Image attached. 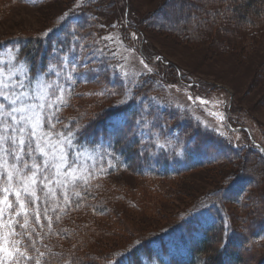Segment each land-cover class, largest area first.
<instances>
[{
  "label": "trees",
  "instance_id": "16d2710c",
  "mask_svg": "<svg viewBox=\"0 0 264 264\" xmlns=\"http://www.w3.org/2000/svg\"><path fill=\"white\" fill-rule=\"evenodd\" d=\"M6 3L38 8L53 3V0H0L2 15L5 14ZM245 5L235 8L240 22L239 31L235 33L237 40L243 38L249 27L254 26V32L264 31V0H247ZM246 8H251V15L245 13ZM39 11L49 13L53 10L46 6L39 8ZM56 11L60 10L57 8ZM65 13L68 14L66 17ZM88 13L89 10L86 9L82 12L67 10L57 16L49 15L39 26V29L43 28L42 31H33L37 33L30 36L28 34L31 31L22 27L15 30L13 25L0 30V61L7 65V71L23 73L24 68L12 59L18 57L27 69L28 76L25 78L20 75L17 78L27 85V91L35 93L45 82L58 84L61 89L68 90L65 95L70 100L58 113L60 119L56 130L67 131L71 127L76 132L74 147L70 149L71 159L77 160L79 155L78 163L93 173L91 194H85L87 201L82 208L65 213H60L57 209L41 215L37 228L41 231L44 242L54 252H61L64 257L77 260L78 264H103L106 257H112L114 264L120 259H123V264H226L225 261L231 264H248L233 246L239 245L241 251L247 253L251 251V246L264 240V215L259 218L262 201L258 195L244 199V207L250 208V216L242 218L239 224L241 226L235 227L227 207L229 202L225 203L223 200L225 197L228 201L242 202V194L230 197L229 189L240 181L249 183L252 180L244 170L234 173L231 176L233 178L229 177L224 187L180 210L176 223L150 231L142 238H134L127 248L115 249L101 256L91 251L97 246L94 243L102 236L115 237L111 229L100 225L104 217L109 219L110 214L117 213L113 204L119 199V195L103 188L105 180L121 173L147 180L179 179L204 168L233 164L231 161L236 163L244 156L240 155L243 149L225 145L212 131L202 128L194 121L183 119L189 118L184 111L161 106L152 100L153 95H159L160 89L151 80L142 78L133 87L132 98L125 104H118L126 91L127 82L107 65L106 57L100 62L81 53L84 43L82 24ZM220 17H216L215 24H220ZM130 28L135 32L140 30L136 22ZM45 32L48 33L46 36ZM194 34L201 40L207 36L202 31ZM64 57H67V61H64ZM65 63L68 67L64 66ZM105 65L108 67H103ZM52 66L54 71L50 72L49 68ZM68 75L73 79H67ZM165 79L167 85L179 81L173 75ZM5 82L7 83V76ZM95 83L104 87L95 94V102L75 107L74 103L83 94V86ZM52 91L56 89H49V92ZM95 105L104 107L98 112H92ZM45 114H48L47 110ZM142 118L149 121L150 128L142 129L137 124V121L143 123ZM154 133H159L158 142L165 143L166 149L155 146L157 136ZM259 140H264L263 132ZM219 152H222V156L215 158L214 154ZM85 153L93 160L87 161ZM255 156L264 163L258 152ZM109 162L116 166L108 167ZM57 195H60L59 190ZM72 199L79 202L76 197ZM40 203L43 205V201ZM204 203L205 207L202 208ZM57 215L61 216L60 220H56ZM160 215L155 214L158 217ZM48 216L52 217V231L48 230ZM83 218L87 222L84 223ZM225 222L231 225L227 237ZM40 224L44 228H39ZM252 229H255L253 234ZM224 239H227V243L221 247L220 242ZM118 245L120 244L116 243L114 247ZM214 245H219V249ZM87 248L88 251H85ZM259 264H264V259Z\"/></svg>",
  "mask_w": 264,
  "mask_h": 264
},
{
  "label": "rangeland",
  "instance_id": "374dc122",
  "mask_svg": "<svg viewBox=\"0 0 264 264\" xmlns=\"http://www.w3.org/2000/svg\"><path fill=\"white\" fill-rule=\"evenodd\" d=\"M246 1L85 0L83 7L76 8V0H53V3L38 8L6 3L3 15L0 9V30L13 25L15 30L22 27L31 31L29 36L37 33L33 31H42L43 28L39 29V26L49 15L57 16L67 10H89L82 24V54L100 62L106 57L107 65L123 80L121 65L129 72H136L138 81L142 78L151 80L160 89L159 95H153L155 99L152 100L161 106L184 111L189 118L183 119L212 131L225 145L243 149L240 155L244 157L236 163L231 161L233 164L204 168L179 179L147 180L121 173L105 180L103 188L119 195V199L113 204L117 213L110 214L109 219L104 217L100 225L111 229L115 237L102 236L91 251L101 256L115 249L127 248L134 238H142L150 231L176 223L180 210L224 187L229 177L233 178L231 176L241 170L252 180L249 183L240 181L229 189V193L230 197L242 194V202L228 201L223 197L225 203L229 202L227 207L233 225L241 226V219L250 212L248 206L244 207L243 200L255 195L260 196L262 201V215L259 218L264 215V163L255 156L257 152L250 142L251 135L258 143L264 133V31L254 32L252 26L243 38H235L240 24L235 8L246 6ZM46 6L53 11H39V8ZM57 8L60 11H56ZM250 11L251 8H246L245 13L251 15ZM217 15L221 16L218 25L215 24ZM134 22L139 24V32L130 28ZM197 31L207 36L201 40L194 34ZM106 36L113 39L106 40ZM141 59L153 69L152 72L144 69L139 63ZM170 75L183 80L187 86L178 80L175 84L167 85L165 78ZM125 81L128 85L129 82ZM102 87L100 83L83 86V94L74 106L94 103V96ZM209 88L214 90L205 94L204 91ZM198 91H201L199 98L209 103L201 104L195 98ZM189 95L193 100L187 98ZM228 97L232 98L231 110L227 106ZM102 107L104 105H95L91 111L98 112ZM227 117L232 127L244 126L247 129L239 134L230 133ZM224 152H227L226 149ZM214 156H222V152ZM122 197L125 198L120 199ZM156 213L161 215L155 216ZM83 221L87 222L85 218ZM254 231L252 229L251 234ZM97 234L100 236L99 232ZM116 243L120 245L114 247ZM234 246L233 249L248 264H259L264 259V240L251 246V251L247 253H243L239 245ZM214 247L219 249V245ZM228 262L225 261L231 264Z\"/></svg>",
  "mask_w": 264,
  "mask_h": 264
},
{
  "label": "snow or ice",
  "instance_id": "6c2138e0",
  "mask_svg": "<svg viewBox=\"0 0 264 264\" xmlns=\"http://www.w3.org/2000/svg\"><path fill=\"white\" fill-rule=\"evenodd\" d=\"M84 2L76 0L75 7H83ZM67 15L64 14L65 17ZM47 34L44 33L45 36ZM132 35L136 38L135 33ZM104 39L112 40L113 37L106 36ZM12 59L24 71H7V65L0 61V101H3L0 103V264H78L77 260L54 252L37 228L41 215L57 209L60 213L75 211L86 203L85 194H91L93 173L78 163L79 155L77 160L71 159L70 149L74 147L76 132L71 127L67 131L56 130L60 119L58 113L70 100L65 95L68 90L45 82L35 93L27 91V85L17 78L20 75L26 78L27 69L18 57ZM63 59L67 61V57ZM139 63L148 72L153 71L144 60ZM64 66L68 67V64ZM120 68L121 75L129 82L123 98L118 101V104H125L132 98V89L138 77L136 72L125 70L124 65ZM49 71H54V66ZM56 74L60 75L59 72ZM66 78L73 79L71 75ZM53 87L56 91L49 92ZM187 98L193 100L191 95ZM196 99L201 104L209 103L199 97ZM142 120L143 123L137 121L142 129L151 127L147 119ZM154 135L157 136L155 146L166 149L165 143L158 142L159 133ZM261 151L264 152V149ZM115 166L109 162L108 167ZM60 219L61 216L57 215L56 220ZM51 225L52 217L48 216L49 231H52ZM230 227L225 222V237ZM39 228H44V225L40 224ZM226 243L227 239H224L220 246L224 247ZM103 264H114L112 257H106ZM115 264H123V259Z\"/></svg>",
  "mask_w": 264,
  "mask_h": 264
}]
</instances>
